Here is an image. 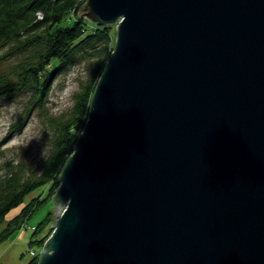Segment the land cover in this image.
<instances>
[{"label":"water","instance_id":"water-1","mask_svg":"<svg viewBox=\"0 0 264 264\" xmlns=\"http://www.w3.org/2000/svg\"><path fill=\"white\" fill-rule=\"evenodd\" d=\"M112 55L38 264H264V0H87Z\"/></svg>","mask_w":264,"mask_h":264},{"label":"trees","instance_id":"trees-1","mask_svg":"<svg viewBox=\"0 0 264 264\" xmlns=\"http://www.w3.org/2000/svg\"><path fill=\"white\" fill-rule=\"evenodd\" d=\"M86 1L0 0V64L16 59L9 72H0V99L31 92L43 107L53 75L84 61L91 62L93 71L92 79L75 95L71 114L57 121L49 119L56 136L43 172L29 177L18 164L4 165L0 174V242L21 229L46 200V197L31 198L1 230L4 219L27 196L48 183L53 186V195L56 194L62 169L78 140L73 129L88 119L92 94L113 53L115 39L110 30L114 26L95 24L80 17L79 11ZM70 15L75 16V21L63 25ZM53 59L59 64L50 70L48 66ZM39 255L30 264H38Z\"/></svg>","mask_w":264,"mask_h":264},{"label":"rangeland","instance_id":"rangeland-1","mask_svg":"<svg viewBox=\"0 0 264 264\" xmlns=\"http://www.w3.org/2000/svg\"><path fill=\"white\" fill-rule=\"evenodd\" d=\"M73 21L75 16L70 15L62 23L70 25ZM115 29L116 26L110 31L116 40ZM15 60L1 63L0 72H9ZM58 64L59 61L53 59L48 69L54 70ZM92 73L91 62L84 61L53 75L52 86L43 107L36 102L31 92L0 99V174L4 172V165L9 163L20 165L29 177L38 176L43 172L56 136L50 120L57 121L71 114L75 106V95L82 90L83 84H88L92 79ZM86 122L74 127L76 138L82 133ZM52 187L48 183L32 192L4 219L1 230L20 213L31 198L37 197L40 200L46 197L32 213V217L22 224L21 229L0 242V264H30L34 256L41 253L53 233L51 222L54 219L55 204L52 201L55 193L53 195Z\"/></svg>","mask_w":264,"mask_h":264},{"label":"built area","instance_id":"built-area-1","mask_svg":"<svg viewBox=\"0 0 264 264\" xmlns=\"http://www.w3.org/2000/svg\"><path fill=\"white\" fill-rule=\"evenodd\" d=\"M32 253L34 254V251Z\"/></svg>","mask_w":264,"mask_h":264}]
</instances>
